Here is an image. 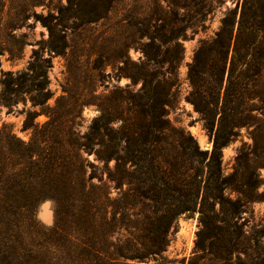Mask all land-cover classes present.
<instances>
[{"label": "rangeland", "instance_id": "rangeland-1", "mask_svg": "<svg viewBox=\"0 0 264 264\" xmlns=\"http://www.w3.org/2000/svg\"><path fill=\"white\" fill-rule=\"evenodd\" d=\"M242 3L243 0H0V195L13 200L16 222L41 243L44 255L56 252L66 256L72 250L78 223L73 205L66 201L58 228H54L55 201L45 196L41 187L48 176L42 170L35 172L44 166L50 152L40 142L50 130L46 123L53 115L70 113L75 130L93 137L82 156L89 164L87 175L94 164L97 175L107 181L108 199L102 213L111 215L119 210L118 216H124L119 224L123 231L135 234L145 225L143 218L155 210L154 202L140 195L148 188L149 182L142 181L146 174L131 161L122 162L118 171L116 159L105 163L99 157L100 151L109 147L111 134L117 136L121 154L125 155L127 148L138 147L127 142L121 127L130 124V119L124 120L134 115V100L144 99V80L139 74L143 65L153 73L154 84L158 80L168 84L175 76L178 79L167 96V117L173 128L162 142L164 152H183L176 140L180 137L188 145L198 144L203 150L213 148L204 119L189 101V64L200 43L215 36L227 14L233 12L239 19ZM168 23L175 25L183 44L182 58L174 72L169 62L153 58L160 39L171 35L170 31L158 34V29ZM50 25L66 40L61 53L50 49ZM164 45L163 49L173 51L174 41ZM47 57L49 62L44 61ZM40 65H48L52 95L44 105H35L32 99L39 92L31 89L33 77L42 78L38 75ZM4 99L16 102L6 104ZM103 114L110 116L107 128ZM96 123L103 125L99 132L93 128ZM33 137L36 140L30 142ZM51 145L50 150L58 147L55 142ZM222 160L223 174L230 178L225 196L241 197L245 205L235 216L240 239L232 261L223 259L217 264H264L263 116L240 127L239 135L222 148ZM119 173L123 175L121 183L113 179ZM93 182L99 183L97 176ZM18 183L21 186H15ZM25 183L27 186H23ZM44 205L52 211L50 223L44 222ZM216 208L220 210L219 203ZM201 228V212L185 211L177 217L161 257L127 259L126 263L210 264V249L197 255Z\"/></svg>", "mask_w": 264, "mask_h": 264}, {"label": "trees", "instance_id": "trees-1", "mask_svg": "<svg viewBox=\"0 0 264 264\" xmlns=\"http://www.w3.org/2000/svg\"><path fill=\"white\" fill-rule=\"evenodd\" d=\"M49 28L50 49L61 53L66 40L54 27ZM169 31L171 35L160 39L153 58L156 62H169L174 72L182 58L183 44L173 23L163 24L158 34L163 36ZM171 40L174 41L172 52L169 48L163 49ZM44 61L49 62V58ZM32 68L36 70L35 65ZM40 68L38 75L42 78L33 77L31 89L39 92L32 99L35 105H44L52 95L48 88V65ZM139 74L144 80V99L134 100V115L124 120L130 119V124L121 127L127 142L138 147L127 148L126 154H121L117 136L111 134L109 147L100 151L99 157L105 163L115 158L118 171L122 162L131 161L146 174L141 180L144 184L149 182L148 188L140 191V195L154 202V214L143 218L145 225L135 234L123 231L119 224L124 216H118L119 210L112 211L111 215L103 214L108 199L107 181L97 175L94 164L87 175L89 164L82 156V150L90 147L93 137L75 130L70 113L62 117L53 115L46 123L50 130L40 141L50 152L44 166L35 172L42 170L48 176L41 187L43 194L55 201V229L59 216L64 213V202L70 201L74 207L78 223L77 235L71 241L72 250L66 256L56 252L52 253L53 257L44 255L41 243L16 222L13 200L0 195V264H127V259L157 260L169 245V234L177 217L194 210L201 212L202 223L197 255L210 249L213 256L210 264L223 259L232 261L240 239V225L235 216L245 200L224 194L230 178L223 174L222 148L239 135L241 126L264 117V0H243L239 19L233 12L227 14L215 36L200 43L189 64L192 86L189 101L200 112L211 134V150L200 149L198 144L188 145L180 137L176 140L183 152L177 149L174 153L164 152L162 142L167 131L173 128L167 117V96L178 79L175 76L168 84L160 80L154 84L153 73L144 65ZM5 83L9 86L7 78ZM2 102L16 101L4 99ZM103 117L107 128L110 116L103 114ZM102 126L96 123L93 128L99 132ZM35 140L33 137L30 142ZM52 142L58 147L50 150ZM96 176L98 184L93 182ZM122 177L119 173L113 179L121 183ZM217 203L220 210L216 208ZM206 239L210 240L208 245Z\"/></svg>", "mask_w": 264, "mask_h": 264}, {"label": "crops", "instance_id": "crops-1", "mask_svg": "<svg viewBox=\"0 0 264 264\" xmlns=\"http://www.w3.org/2000/svg\"><path fill=\"white\" fill-rule=\"evenodd\" d=\"M44 207L49 208L48 205H44ZM50 210H51V209H50ZM43 218H44V222H45V223H50V222H52V220H53L52 211H51V215L47 216L46 218H45V217H43Z\"/></svg>", "mask_w": 264, "mask_h": 264}, {"label": "bare ground", "instance_id": "bare-ground-1", "mask_svg": "<svg viewBox=\"0 0 264 264\" xmlns=\"http://www.w3.org/2000/svg\"><path fill=\"white\" fill-rule=\"evenodd\" d=\"M50 213H51L50 208H44L43 209V215H45L46 217L49 216Z\"/></svg>", "mask_w": 264, "mask_h": 264}]
</instances>
